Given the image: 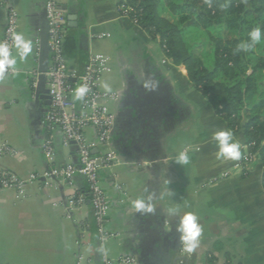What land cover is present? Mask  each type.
Listing matches in <instances>:
<instances>
[{"label":"crops","instance_id":"obj_1","mask_svg":"<svg viewBox=\"0 0 264 264\" xmlns=\"http://www.w3.org/2000/svg\"><path fill=\"white\" fill-rule=\"evenodd\" d=\"M57 1L67 15L69 68L82 73L92 54L109 57L110 70L101 82L118 94L109 107L116 116L112 147L119 160L101 167L99 180L110 200L105 227L115 236L102 242L89 200L68 208V197L87 189L80 173L71 183L29 182L23 196L14 188H0V264H104L105 256L111 264H264L261 161L246 171L240 160H216L211 135L231 129L190 82L186 66L174 63L142 24L120 11L122 0ZM13 2L18 31L29 35L35 47L28 63L18 64L16 75L0 82V139L15 150L0 153V170L27 179L53 166L79 165L80 159L74 144H63L59 129L52 131L55 160L50 162L43 150L50 103L42 75L52 64L46 0ZM7 20L0 0V40ZM146 78L159 81L156 91H145ZM85 134L91 141L97 138L93 126ZM234 134L243 154L244 137ZM179 151L188 152V165L173 160ZM145 188L154 195L155 212L129 210L128 200L144 195ZM174 203L200 216L203 235L192 254L181 253L178 218L163 211ZM126 257L135 261H123Z\"/></svg>","mask_w":264,"mask_h":264},{"label":"trees","instance_id":"obj_2","mask_svg":"<svg viewBox=\"0 0 264 264\" xmlns=\"http://www.w3.org/2000/svg\"><path fill=\"white\" fill-rule=\"evenodd\" d=\"M224 3L227 9L220 8ZM122 4L132 8L130 16L174 63L186 66L193 86L229 129L243 135L244 144L264 167V40L250 53L233 55L248 31L264 29V0H212L211 7L205 0H122ZM199 47L201 54L195 52Z\"/></svg>","mask_w":264,"mask_h":264},{"label":"built area","instance_id":"obj_3","mask_svg":"<svg viewBox=\"0 0 264 264\" xmlns=\"http://www.w3.org/2000/svg\"><path fill=\"white\" fill-rule=\"evenodd\" d=\"M8 10V20L2 40L7 39L12 30L18 31L19 14L13 0H4ZM120 11L130 16L131 7L120 6ZM46 15L48 22V43L52 59L51 66L43 72L47 78L50 95V105L45 113V123L49 135L43 143V150L50 162L56 157V148L52 131L59 129L63 135V144H74L77 148L80 163H67L61 166L50 167L43 173L33 172L29 178L19 177L8 169L0 170V188H14L18 196H23L29 182L39 181L45 185L57 184L59 179L72 182L75 175L80 173L87 179V189L68 197V208L90 201L93 207L95 223L102 242L115 236L107 231L105 225L108 220L110 200L101 186L99 170L101 167H112L118 162L119 157L112 147L113 131L116 116L110 110L109 104L118 99L117 93L104 94L100 88L102 76L110 70L109 57L102 53L92 54L82 73L71 70L65 55V40L67 38V15L57 0H46ZM139 23L137 19H134ZM33 87L38 86V74ZM77 83H87L92 91L86 98V103L73 104L69 95L70 89ZM93 126L97 130V138L89 140L85 128ZM246 150L240 159L244 168L257 160V154ZM99 152L97 153L96 152ZM0 153H15L7 141L0 139ZM104 264H111L107 256ZM125 262H134V258L126 257Z\"/></svg>","mask_w":264,"mask_h":264},{"label":"clouds","instance_id":"obj_4","mask_svg":"<svg viewBox=\"0 0 264 264\" xmlns=\"http://www.w3.org/2000/svg\"><path fill=\"white\" fill-rule=\"evenodd\" d=\"M209 7L212 6V0H205ZM228 3L220 5L221 9H227ZM264 40V29L260 26L252 28L247 33V39L240 41L233 55L239 53H250ZM34 40L24 31L12 30L7 39L0 40V82H7L17 73L18 64H26L34 55ZM159 81L155 78H146L142 81V87L147 92L156 91L159 87ZM100 87L104 94L113 92L112 87L107 82H101ZM92 91L87 83H77L70 89L69 95L73 104L77 102L86 103V98ZM211 140L215 144L214 153L217 161H239L242 158V145L235 138L232 130L221 129L212 133ZM175 163L186 166L190 163V156L187 151H179L174 159ZM144 195L135 199L128 200L129 210L138 213H154L156 208L153 204L154 195L147 188L144 189ZM167 217L178 218L175 225L176 231L180 234V251L183 254L194 253L201 244L203 235V226L200 223V216L195 211H185L178 203L163 209ZM166 231H171V224L166 225Z\"/></svg>","mask_w":264,"mask_h":264},{"label":"rangeland","instance_id":"obj_5","mask_svg":"<svg viewBox=\"0 0 264 264\" xmlns=\"http://www.w3.org/2000/svg\"><path fill=\"white\" fill-rule=\"evenodd\" d=\"M222 30L224 31V30H225V28H224V29H222ZM215 31L217 32V31H218V29H216ZM224 34H227V32H226V31H224ZM195 52H196V53H198V54H201V53H202V47L196 48V49H195ZM253 163H254V162H253ZM253 163H252V164H253ZM252 164H251V165H252ZM251 165H250V166H251Z\"/></svg>","mask_w":264,"mask_h":264},{"label":"water","instance_id":"obj_6","mask_svg":"<svg viewBox=\"0 0 264 264\" xmlns=\"http://www.w3.org/2000/svg\"><path fill=\"white\" fill-rule=\"evenodd\" d=\"M42 76L44 77V76H45V74H43ZM46 97L49 99V103H50L49 89H47V95H46ZM96 152H97V150H96Z\"/></svg>","mask_w":264,"mask_h":264}]
</instances>
